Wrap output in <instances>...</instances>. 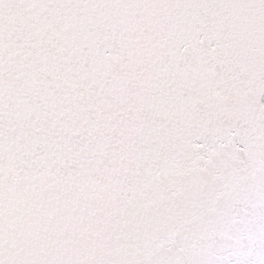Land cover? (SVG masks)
Returning a JSON list of instances; mask_svg holds the SVG:
<instances>
[{
    "label": "snow or ice",
    "instance_id": "obj_1",
    "mask_svg": "<svg viewBox=\"0 0 264 264\" xmlns=\"http://www.w3.org/2000/svg\"><path fill=\"white\" fill-rule=\"evenodd\" d=\"M0 264H264V0H0Z\"/></svg>",
    "mask_w": 264,
    "mask_h": 264
}]
</instances>
